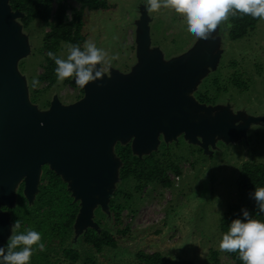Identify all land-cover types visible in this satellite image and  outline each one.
<instances>
[{
  "label": "water",
  "instance_id": "obj_1",
  "mask_svg": "<svg viewBox=\"0 0 264 264\" xmlns=\"http://www.w3.org/2000/svg\"><path fill=\"white\" fill-rule=\"evenodd\" d=\"M145 5H139L135 21L132 67L110 66L103 77L80 86L84 93L78 100L63 103L55 93L48 108L41 109L19 68V61L32 53L30 35L19 20L24 12L0 0V245L13 232L10 209L18 189L23 184L32 204L45 165L79 203L73 225L77 239L89 228L101 232L98 207L111 214L123 164L117 143H130L133 154L143 157L157 151L162 139L169 144L183 135L211 154L218 140L247 143L250 127L264 124V115L234 110L230 102L207 104L194 95L219 66L225 29L218 25L214 38L197 37L187 50L166 58L152 45V17Z\"/></svg>",
  "mask_w": 264,
  "mask_h": 264
},
{
  "label": "rangeland",
  "instance_id": "obj_2",
  "mask_svg": "<svg viewBox=\"0 0 264 264\" xmlns=\"http://www.w3.org/2000/svg\"><path fill=\"white\" fill-rule=\"evenodd\" d=\"M107 2L111 5L107 10L84 9L82 32L85 41L95 42L97 47L104 49L107 57H115L105 66L107 70L113 66L128 71L136 62L135 21L140 15L139 5L147 0ZM68 4L81 7L77 0H68ZM149 14L152 17V45L159 46L166 58L187 50L197 39L188 31L183 16L174 10L161 7ZM225 26L226 20L220 23L221 30ZM49 28V23L35 20L25 29L30 35L32 53L19 61V68L28 79L31 100L41 109L48 108L55 93L63 103L73 102L82 95L78 85L65 80L50 87L45 80L34 84L46 63L43 37ZM66 45L63 44L60 50L62 58L67 55ZM223 48L218 68L202 80L196 95L206 94L213 98L214 103L207 104L230 102L234 110L245 109L248 114L264 115V20L259 19L257 27L241 39L230 40L225 36ZM215 79L217 86L211 84ZM237 81L244 84L238 85ZM197 99L201 101L198 95ZM179 141L181 144L175 150L177 155L183 154L179 162L181 174L168 171L173 182L171 186L146 183L134 206L122 211L120 224H115L112 213L102 217V226L116 236L118 244L96 253L94 257L98 264H139L136 253L140 250L160 251L170 258L208 264L211 249L218 251L223 264H236L227 251L219 248L222 236L219 223L229 204L237 201L241 164L245 161L264 163V124L250 127L247 143L244 140L235 143L218 140L211 154L185 139ZM120 185L119 181L117 188ZM19 195L18 189L17 202ZM96 216L95 212V219ZM74 235L73 230L70 246L85 256L88 246ZM61 257H57L55 263L83 264L82 259L73 263Z\"/></svg>",
  "mask_w": 264,
  "mask_h": 264
},
{
  "label": "trees",
  "instance_id": "obj_3",
  "mask_svg": "<svg viewBox=\"0 0 264 264\" xmlns=\"http://www.w3.org/2000/svg\"><path fill=\"white\" fill-rule=\"evenodd\" d=\"M81 7L70 6L68 0H10L13 9L24 12L19 20L24 30L28 29L33 21L40 20L50 25L49 30L44 33L43 49L45 50L44 70L37 78V83L47 81V87L57 82L54 69V61L47 55L51 50L55 55L60 56L63 44H77L83 48L86 40L83 34L84 9L107 10L111 8L107 0H77ZM56 2V6L54 3ZM259 18L249 15H230L226 20L225 36L230 40H238L253 31L258 24ZM72 77L66 78L65 82L74 85ZM211 84L218 85L215 79ZM238 85L244 84L237 81ZM204 102H213L206 94H197ZM250 138V137H249ZM250 140V139H249ZM181 142L163 143L157 151L151 154L138 157L133 154L131 144L116 145V152L122 159L120 169V182L122 185L115 191L110 201V210L115 224L121 223V213L126 207H133L138 193L146 183L157 182L164 187L173 184L168 171L174 174H181L179 166L183 154L177 155L175 148ZM203 150L201 147H198ZM43 181H46L43 183ZM256 187H264V163L257 161H245L241 164L237 177V201L229 204L220 219L219 228L221 233L228 231V224L237 216L241 215V208H247L254 219L264 220V214H258L255 208V201L250 198V193ZM40 190L32 204L28 202L23 194V184L19 188V199L15 207L11 208V220L19 221L20 227L15 231H26L34 229L41 233L45 244L43 251L36 248L33 252L30 264H57V257L62 256L64 260L77 262L82 259L83 264H98L94 255L103 251L105 247H116L117 238L103 225L102 217L107 215L100 207L96 209V220L101 226V232L89 228L79 236L84 246H88V252L81 254L78 249L70 246L74 230V221L79 210V203L74 201L67 184L62 178L51 170L47 165L43 167ZM4 208H6L4 206ZM124 232H126L124 230ZM10 239V238H9ZM9 239L5 243L9 242ZM35 248V245L33 246ZM236 264H243L237 252H228ZM59 255V256H58ZM139 264H194L187 259L170 258L160 251L146 252L140 250L136 253ZM208 264H223L216 249H211L208 255Z\"/></svg>",
  "mask_w": 264,
  "mask_h": 264
},
{
  "label": "clouds",
  "instance_id": "obj_4",
  "mask_svg": "<svg viewBox=\"0 0 264 264\" xmlns=\"http://www.w3.org/2000/svg\"><path fill=\"white\" fill-rule=\"evenodd\" d=\"M161 7L181 14L188 31L204 40L214 38L213 31L230 15H249L264 20V0H147L145 5L149 12ZM66 47V58L55 55L51 50L47 55L56 65L57 81L72 77L81 87L103 77L107 71L105 66L115 59L107 57L104 49L93 41H85L83 48L72 43ZM249 195L255 201L257 213L264 214V187L254 188ZM240 212L241 215L228 224V231L222 234L219 248L237 252L243 264H264V220L254 219L247 208L242 207ZM19 227V221H13V233L7 246L0 245V264H30L36 248L44 250L40 232L34 229L15 231Z\"/></svg>",
  "mask_w": 264,
  "mask_h": 264
},
{
  "label": "flooded vegetation",
  "instance_id": "obj_5",
  "mask_svg": "<svg viewBox=\"0 0 264 264\" xmlns=\"http://www.w3.org/2000/svg\"><path fill=\"white\" fill-rule=\"evenodd\" d=\"M74 85H77V84H75L74 83ZM79 86V85H78ZM79 88L81 89V91H82V95H83V90H82V88L79 86ZM82 95L81 96H79L76 100H78L79 98H81L82 97ZM194 95H195V97L197 98V95H196V91L194 92ZM76 100H74V101H76ZM73 101V102H74ZM49 105H50V103H49ZM48 105V106H49ZM179 139H184V137H183V135H181V136H179ZM179 139H178V141H173L172 143H177V142H179ZM163 143H165L164 141H163V139H162V142H161V144H160V146L163 144ZM172 143H169V144H172ZM118 144V143H117ZM116 144V145H117ZM166 144V143H165ZM169 144H167V145H169ZM195 146H199V145H197V144H194ZM160 146H159V148H160ZM200 147V146H199Z\"/></svg>",
  "mask_w": 264,
  "mask_h": 264
},
{
  "label": "built area",
  "instance_id": "obj_6",
  "mask_svg": "<svg viewBox=\"0 0 264 264\" xmlns=\"http://www.w3.org/2000/svg\"><path fill=\"white\" fill-rule=\"evenodd\" d=\"M178 177V176H177Z\"/></svg>",
  "mask_w": 264,
  "mask_h": 264
}]
</instances>
